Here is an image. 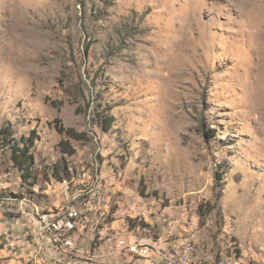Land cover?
Masks as SVG:
<instances>
[{
    "label": "rangeland",
    "instance_id": "374dc122",
    "mask_svg": "<svg viewBox=\"0 0 264 264\" xmlns=\"http://www.w3.org/2000/svg\"><path fill=\"white\" fill-rule=\"evenodd\" d=\"M31 140L38 180L24 185L13 155ZM0 195L11 219L86 218L81 256L13 262L1 236L0 264H140L98 262L114 222L264 264V0H0Z\"/></svg>",
    "mask_w": 264,
    "mask_h": 264
},
{
    "label": "built area",
    "instance_id": "2783aa9c",
    "mask_svg": "<svg viewBox=\"0 0 264 264\" xmlns=\"http://www.w3.org/2000/svg\"><path fill=\"white\" fill-rule=\"evenodd\" d=\"M22 205H27L28 201L20 200ZM35 217L38 214L35 210ZM3 216L0 215V222ZM86 218L83 213L74 208H69L61 217L48 218V222H39V229L49 234L51 242L57 247L79 251L78 234L84 228ZM12 236V228L8 226L2 238L8 239V244L13 248V241H9ZM98 239L105 242L111 255L118 252H126L135 259H140L147 264H232L231 258L225 256L220 260L213 257L201 258L196 255V236L191 234L190 238L182 240L164 241L162 237L157 239H134L126 240L112 230L107 228L98 231Z\"/></svg>",
    "mask_w": 264,
    "mask_h": 264
},
{
    "label": "crops",
    "instance_id": "0c3cea01",
    "mask_svg": "<svg viewBox=\"0 0 264 264\" xmlns=\"http://www.w3.org/2000/svg\"><path fill=\"white\" fill-rule=\"evenodd\" d=\"M29 204H32L30 201ZM27 204V205H29ZM33 205V204H32ZM36 209H39L36 207ZM35 209H31V211H25L24 214L19 218H9L6 216H3V220L0 222V237L6 230L8 226L12 228V236L9 238V241H13L15 247H11L7 242L8 239L4 238L2 239V242L5 244V251L9 252L11 255L14 256L13 262H19L22 263V261L26 262L31 260H35L36 262H40L41 260L45 259L46 257H55L52 255H57L60 257H65L68 254H76L81 256L82 253H84L83 242L86 241V228L81 230V232L78 234L79 238V251H73L67 248H61L55 246L51 240L49 234L40 231L38 220L35 217ZM147 217V216H146ZM148 221V219L146 220ZM117 222H114L111 224V227H107L109 229L107 230H116L114 231L115 234H118L120 237L126 238L127 240H134L139 236H136L134 232H129L127 234V237L122 235V233L119 231V228H116ZM119 229V230H117ZM87 231H91L90 229ZM85 232V233H84ZM159 237H162L161 235H158ZM84 238V239H83ZM162 238H172L176 239V232L173 230H170L167 228L165 230V233ZM172 241V240H171ZM97 246L95 250V257L98 258L99 263H121L122 261H125V256L129 259H135L132 256H130L126 252L117 253L114 255H111L106 247L105 242L97 240L96 241ZM81 247V248H80ZM94 247V245H93ZM4 251V250H3ZM4 251V252H5ZM197 255V254H196ZM198 256V255H197ZM200 257V256H198ZM138 260L140 264L144 262V264H147V262ZM137 264V263H136Z\"/></svg>",
    "mask_w": 264,
    "mask_h": 264
},
{
    "label": "trees",
    "instance_id": "16d2710c",
    "mask_svg": "<svg viewBox=\"0 0 264 264\" xmlns=\"http://www.w3.org/2000/svg\"><path fill=\"white\" fill-rule=\"evenodd\" d=\"M88 51L89 47H87V52ZM80 95H84L82 91ZM98 96L102 97L100 92L98 93ZM95 100L97 101V99ZM88 108H91L90 104L88 105ZM107 110L108 108L105 106V104L103 102H99L95 108L94 114L92 115L93 125L106 134L112 130V126L115 122L114 117L111 116L107 112ZM57 122L61 124L60 120H58ZM57 129L60 134L66 135L70 139H75L77 141H85L87 138L86 134L79 133L75 129H67L63 125H57ZM33 146L34 141L31 140L27 141L25 147L15 148L14 150L15 152L13 155V161L21 173L22 183L24 185H29L30 183H32L31 185H35L37 184L38 180L36 172L33 170V165L35 161L34 156L31 153V149L33 148ZM60 147L62 149V152L66 153L69 156H74L76 154V149L73 148L69 140H63L60 144ZM2 199L3 198L0 195V200ZM201 217L204 218L207 217V215L202 214Z\"/></svg>",
    "mask_w": 264,
    "mask_h": 264
},
{
    "label": "bare ground",
    "instance_id": "6f19581e",
    "mask_svg": "<svg viewBox=\"0 0 264 264\" xmlns=\"http://www.w3.org/2000/svg\"><path fill=\"white\" fill-rule=\"evenodd\" d=\"M57 217H61V216L56 215V214H50V213L49 214L48 213H39L38 214L39 222H48V218H57ZM136 239H149V238L139 236ZM232 264H240V263L236 262V263H232Z\"/></svg>",
    "mask_w": 264,
    "mask_h": 264
}]
</instances>
